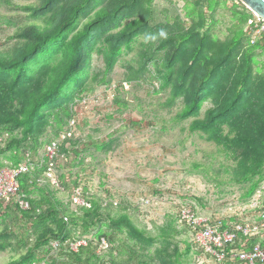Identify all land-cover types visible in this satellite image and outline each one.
I'll return each mask as SVG.
<instances>
[{"label":"trees","instance_id":"trees-1","mask_svg":"<svg viewBox=\"0 0 264 264\" xmlns=\"http://www.w3.org/2000/svg\"><path fill=\"white\" fill-rule=\"evenodd\" d=\"M149 2L38 0L36 5L24 7L31 22L17 29L9 50L0 51V133H19L3 142L0 153L9 163L1 164L0 168H13L20 163L28 165V171L21 174L17 181L18 193L28 202L29 209H20L13 201L6 204L0 201L3 219L11 215L20 216L29 226L23 227V232L27 233L23 242V247H26L24 253L8 264H40L53 254L55 257H50L51 264H103L97 263L98 258L97 262L91 259L97 256L96 250L102 240L106 242V248H101L102 257L111 264H186L183 258L191 256L190 240L183 243L182 251L170 242L174 233V237L179 234L172 223L168 228L158 227L154 235L137 227L126 212H113L112 203L104 197L92 195L85 175L71 172L76 160L81 164L84 151L92 148L96 154L110 152L114 148L113 140L105 141L103 138L86 144L78 138L79 135H75L78 125L76 132L67 134L63 140L59 137L67 132L68 121L77 113L74 105L76 97L89 87L86 82L92 54L100 57L104 71L93 72L91 81L97 80L105 71L109 72L121 51L127 49L140 34L151 39L139 67L130 72L128 79L140 78L151 63L159 90L170 88L168 104L182 96L183 108L175 115L178 121L196 116L201 103L208 97L213 107L202 120L194 118L189 123V131L201 133L206 141L219 146L225 155L234 158L235 166L227 172L234 183L245 185L243 198H253L264 179V88L253 87L250 74L245 73L254 50L264 48L263 45L257 42L244 46L246 34L243 31L221 46L209 36L207 40L200 32L207 18L203 0L197 9L185 8V15L190 21L188 28L178 17L170 26L158 24L152 27L149 25ZM98 5L100 7L88 16ZM207 5L208 12H212L209 0ZM238 5L246 11L242 17L244 25L251 23L252 13L239 2ZM85 16L88 19L78 27L80 18ZM130 17L122 25L123 20ZM114 28L119 29L111 32ZM242 46L245 50L242 56L244 67L237 70V76L231 81L225 78L230 68L227 66L232 64L234 54ZM206 50L210 61L200 70L197 62ZM158 53L161 56L154 60ZM189 80L191 85L186 90ZM102 81L103 77L100 78ZM122 85H119L121 91L124 90ZM117 101L116 98V106L125 107V101ZM51 118L56 122H50ZM49 128L54 131L53 136L40 147V138L46 135ZM52 141H56V157L49 161L44 159L43 151ZM26 144L29 152L22 153ZM19 152L21 155H18ZM48 168L56 177L55 187L71 195L79 188L85 204L72 205L69 200L68 204L72 206L69 208L54 199L47 187L43 188L44 195L40 194L35 199L32 193L42 176L51 185L44 176ZM100 180L103 186L104 179ZM262 207L258 205L251 209L258 212ZM212 220L219 223L222 229L236 223L231 218ZM173 221L176 227L180 226L176 217ZM181 227L189 231L185 226ZM91 228L95 230L91 235L93 238L72 251L68 242H74L78 234L83 236L82 231L88 232ZM9 236L6 231L0 234V248L4 247L2 242ZM262 236L264 238V232ZM52 242H57V245L53 246ZM255 242L250 240L246 249H250ZM259 243L264 246V239H260ZM123 252L126 258H121ZM58 256L63 257L62 263H58Z\"/></svg>","mask_w":264,"mask_h":264},{"label":"rangeland","instance_id":"rangeland-1","mask_svg":"<svg viewBox=\"0 0 264 264\" xmlns=\"http://www.w3.org/2000/svg\"><path fill=\"white\" fill-rule=\"evenodd\" d=\"M149 1L151 8L149 25L152 27L158 24L170 26L178 17L188 28L190 21L185 15V8L197 9L201 4V0ZM203 1L202 6L207 18L205 27L200 29V32L207 40L209 36L210 40L220 45L232 37H237L241 31L244 32L242 17L245 16L246 11L237 1L209 0V6L213 7L212 12H208V0ZM37 3L38 0H0V51L9 50L13 45L12 37L17 29L31 22L24 7ZM99 7L100 5L95 7L88 16ZM88 16L80 18L78 27L88 19ZM129 19L131 17L124 19L122 25ZM118 29L114 28L111 32H116ZM150 39L142 34L136 36L129 47L121 51L113 68L93 81L90 79L92 73L103 72L104 68L100 57L92 54L86 82L89 87L79 93L74 101L75 108L83 107L76 134L86 144L103 138L105 141L111 139L114 148L110 152L100 154H96L92 148L84 151L81 164L76 160L71 172L85 175V182L91 185L89 190L92 195L104 197L112 203L113 212L118 210L126 212L137 227L144 228L154 235L158 227L168 228L169 223H172L174 230L179 234L174 237V233L170 242L182 251L183 243L190 238L188 231L174 224L173 219L176 217L178 206H190L199 219L225 221L231 218L236 223L242 222L245 218L256 219L259 211L255 212L250 208L251 199L242 197L245 185L234 183L229 171L227 172L235 166L234 158L225 155L219 146L206 141L201 133L189 131V123L194 118L202 120L213 107L210 99L205 98L196 116L178 121L175 115L183 108L182 96L179 95L171 105L168 104L170 88L159 90V82L155 79L157 76L155 68L151 63L147 65V72L140 75V78L128 79L130 72L136 71L144 53H147ZM245 42L248 43L244 46L250 45L247 36ZM243 51L245 50L242 46L234 54L232 64L227 66L230 68L227 69L225 78L234 80L237 70L244 67ZM253 53L251 64L245 73L250 74L253 87L258 85V88L262 89L264 88V48H256ZM160 56V53L156 54L154 60H158ZM208 57L210 56L206 50L200 62H197L198 69L200 67L201 70L208 65L210 61ZM101 77H103L102 82H100ZM119 85H122L123 91L120 90ZM190 85L189 80L185 89H189ZM116 98L119 102L125 101V107L116 106ZM82 99L85 101L84 106L81 105ZM50 122L56 121L51 118ZM52 131L50 128L47 129L46 135L40 138V147L53 136L54 131ZM17 134L19 135L18 132L0 133V149L3 142ZM26 147L27 144L22 147V153L29 152ZM18 155L21 153L19 152ZM4 163L9 161L0 153V165ZM100 178L104 179L103 186ZM40 180L32 193L35 199L38 195H42L43 188L47 187L54 199H58L69 208L72 207L69 206L68 201L71 200L72 203L75 192L71 195L55 187L56 177L54 183L48 181L51 185L45 182L43 176ZM256 191L259 192V205L264 207V179ZM145 198L150 200H143ZM239 212L241 214H238ZM11 216L3 219L4 215L0 212V234L6 231L10 235L2 242L4 247L0 248V264H8L17 259L26 249L25 246L23 247V242L27 233L23 232V227L29 226L22 217ZM94 233L95 230L92 228L88 232L82 231L83 236L78 234L74 242L91 240L93 238L91 235ZM102 249L97 248L95 255L100 258L92 256V261L97 262L99 259L97 263L111 264L102 257L104 255ZM122 254L121 258L127 257L124 252ZM47 257L40 264H51L50 257L55 256L53 254ZM57 261L62 263L63 257L58 256ZM183 262L194 264L191 262V256L187 259L183 258Z\"/></svg>","mask_w":264,"mask_h":264},{"label":"built area","instance_id":"built-area-1","mask_svg":"<svg viewBox=\"0 0 264 264\" xmlns=\"http://www.w3.org/2000/svg\"><path fill=\"white\" fill-rule=\"evenodd\" d=\"M244 33L251 45L261 42L264 47V19L253 15L251 23L245 25ZM84 103L85 101L82 99L81 105L84 106ZM82 108H76L77 113L68 121L67 132L60 134V140H63L67 134L76 132V127L81 122ZM43 157L49 161L56 157V141L50 142L45 147ZM27 171L28 165L21 163L13 168H0V201L4 204L13 201L23 210L29 208L28 202L18 193L17 181V178ZM51 171V168H48L46 176L54 183ZM72 203L76 205L85 204L79 188L75 190ZM258 205L259 192L256 191L251 198L250 208ZM257 216L256 219L245 218L240 223H230L227 228L222 229L219 223H214L212 219H199L190 206H178L176 212L177 223L189 230V240L192 247L191 258L194 264L197 262L199 264H264V246L256 242L250 249H246L250 240L263 238L264 209L260 210ZM238 235L239 238H237ZM68 244L72 251H76L79 246H84L86 243L79 240L68 242ZM52 245L56 246L57 242ZM105 247L106 243L102 240L99 248Z\"/></svg>","mask_w":264,"mask_h":264},{"label":"water","instance_id":"water-1","mask_svg":"<svg viewBox=\"0 0 264 264\" xmlns=\"http://www.w3.org/2000/svg\"><path fill=\"white\" fill-rule=\"evenodd\" d=\"M253 15L264 19V0H237Z\"/></svg>","mask_w":264,"mask_h":264},{"label":"clouds","instance_id":"clouds-1","mask_svg":"<svg viewBox=\"0 0 264 264\" xmlns=\"http://www.w3.org/2000/svg\"><path fill=\"white\" fill-rule=\"evenodd\" d=\"M44 176L48 179V181L50 180V179L46 176V171H45V173H44ZM54 177H55V176H54ZM23 198H24V197H23ZM142 201H143V200H142ZM73 205H75V204H73ZM28 209H29V208H28ZM260 239H262V238L254 239V241H256L257 243H259V240H260ZM256 242H255V243H256ZM255 243H254V244H255ZM259 244H260V243H259ZM248 245H249V243H248ZM260 245H261V244H260ZM261 246H263V245H261ZM191 262H192V258H191Z\"/></svg>","mask_w":264,"mask_h":264}]
</instances>
